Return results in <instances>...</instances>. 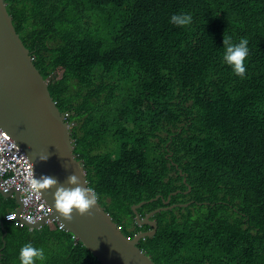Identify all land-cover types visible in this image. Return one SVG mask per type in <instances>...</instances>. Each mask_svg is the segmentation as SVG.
I'll return each instance as SVG.
<instances>
[{"label":"trees","instance_id":"1","mask_svg":"<svg viewBox=\"0 0 264 264\" xmlns=\"http://www.w3.org/2000/svg\"><path fill=\"white\" fill-rule=\"evenodd\" d=\"M6 1L122 233L149 232L133 206L147 201L145 218L172 195L189 206L152 218L157 235L138 245L152 262L264 264V0ZM223 37L248 40L243 76L223 61ZM10 213L1 198L0 264H19L29 242L44 250L36 264H101L73 233Z\"/></svg>","mask_w":264,"mask_h":264},{"label":"water","instance_id":"2","mask_svg":"<svg viewBox=\"0 0 264 264\" xmlns=\"http://www.w3.org/2000/svg\"><path fill=\"white\" fill-rule=\"evenodd\" d=\"M48 82L29 56L7 1L0 0V127L12 135L29 156L36 178L46 175L58 181L57 185H39L52 214L37 223L22 220L23 203L19 191L10 194L0 191V195L4 198L16 197L20 206L19 220L27 226L39 228L47 220H58L66 230L77 235L102 264H155L138 245L142 239L155 237L158 233V223L151 218L173 209L175 205L158 209L144 220L137 210L147 201L133 206L138 224L148 225L154 230L141 233L134 239L127 238L101 205L88 180L86 167L77 159L71 125L66 122V114L62 113L51 95ZM43 157L46 159L43 160ZM73 173L81 186L92 189L96 203L85 214L79 215L74 211L72 219L65 220L54 206L53 193L60 185L74 187L67 182L68 175ZM171 197L164 198L166 205H170ZM0 223L5 228V222L0 219Z\"/></svg>","mask_w":264,"mask_h":264},{"label":"clouds","instance_id":"3","mask_svg":"<svg viewBox=\"0 0 264 264\" xmlns=\"http://www.w3.org/2000/svg\"><path fill=\"white\" fill-rule=\"evenodd\" d=\"M191 19L192 18H191L190 14H187V13H173L170 16V18H169V22L174 24V25H177V26H184V25H187V24L191 23ZM223 46H224V52H223V57H222L223 61L228 66H230L231 70L233 71V73L235 75L243 76L245 74V72H246L245 58L247 57V55L249 53L248 40L246 38L242 37V38L239 39L238 42L233 43L231 41L230 37L229 38L223 37ZM42 159L44 160V159H46V157H43ZM34 170H35V168H34ZM67 182H68L69 185H75V186L74 187H65L63 185H60V186L56 187V190L53 193V197H54V206H55V208L59 211V213L64 217L65 220H71L72 219V214H73L74 211L77 214H79V215H83L86 212H88L90 208L95 206L96 195L93 193L91 188H88V187H85V186H81L79 184V182H78L77 175L74 174V173L68 175ZM34 183L36 185H45L46 186V185H50V184L51 185H57L58 181L54 177L42 175L39 178H34ZM0 191L4 192L3 190H0ZM14 191H16V190H14ZM40 191H41V189H40ZM12 192H10V193H12ZM10 193H5V194H10ZM41 193H42V191H41ZM1 198H4V197L2 195H0V202H1ZM11 198H15L16 199L15 196H13ZM21 199H22V195H21ZM45 201H46V199H45ZM22 203H23V201H22ZM47 205H48V203H47ZM165 205H166V203H165ZM181 205H186V207H187V206H189V203H180V205H175V207L181 206ZM171 206H173V205H171V202H170V205H166V207H171ZM23 209H24V205H23ZM22 212H23V210H22ZM22 212H21V215H20L21 217H22ZM152 212H154V211H152ZM15 214L17 215V217L15 219H11V216H13ZM154 217H152V218H154ZM152 218H151V220H152ZM142 219L144 220L145 218H142ZM1 220L3 222H5L3 219H1ZM8 220L11 221L12 223L13 222H17V224H20L22 226L25 225V223L22 220L27 221V220H25L23 218H22V220H19L18 211L17 212H11L8 215ZM44 220H42V221H44ZM51 220H54L55 221L54 223L59 222L56 219H51ZM152 221H155V220H152ZM29 223H31V222H29ZM54 223H52V224L54 225ZM137 223H138V221H137ZM46 224H48V222H44L42 225H40L39 228H32L31 226H27V225H25V226H27L30 230H35V229H41ZM0 225H1V223H0ZM49 225L51 226V224H49ZM52 228H56V227L54 226ZM119 228L121 229V227H119ZM4 229H6V228H4ZM62 230L68 231V230L65 229V227ZM152 230H154V228L151 227V230L149 232H151ZM121 231H122V229H121ZM68 232H70V231H68ZM143 233H145V232H143ZM73 238H74L76 243L81 240L75 234H73ZM6 245H7V243H6ZM0 253H2V251H0ZM18 259H19V264H36L37 260L43 261L45 259L44 250L42 248L34 247L30 242L29 243H25L19 249Z\"/></svg>","mask_w":264,"mask_h":264},{"label":"built area","instance_id":"4","mask_svg":"<svg viewBox=\"0 0 264 264\" xmlns=\"http://www.w3.org/2000/svg\"><path fill=\"white\" fill-rule=\"evenodd\" d=\"M36 178L34 166L29 156L18 145L15 139L0 127V190L10 193L14 190L22 195L24 209L22 218L37 223L52 214L39 185L34 183ZM17 215L11 216L15 219ZM52 224L54 220H47ZM55 227L64 229L62 223H54Z\"/></svg>","mask_w":264,"mask_h":264},{"label":"rangeland","instance_id":"5","mask_svg":"<svg viewBox=\"0 0 264 264\" xmlns=\"http://www.w3.org/2000/svg\"><path fill=\"white\" fill-rule=\"evenodd\" d=\"M5 201H8L9 203V212H17L20 208L18 201L15 198H4ZM17 223V222H14ZM52 227H54L53 224H51Z\"/></svg>","mask_w":264,"mask_h":264}]
</instances>
